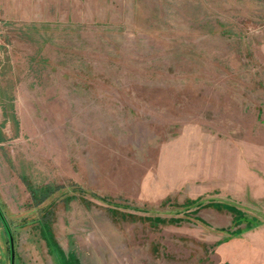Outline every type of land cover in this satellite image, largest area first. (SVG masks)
I'll use <instances>...</instances> for the list:
<instances>
[{"label": "rangeland", "instance_id": "374dc122", "mask_svg": "<svg viewBox=\"0 0 264 264\" xmlns=\"http://www.w3.org/2000/svg\"><path fill=\"white\" fill-rule=\"evenodd\" d=\"M0 205L15 264H264V0H0Z\"/></svg>", "mask_w": 264, "mask_h": 264}, {"label": "trees", "instance_id": "16d2710c", "mask_svg": "<svg viewBox=\"0 0 264 264\" xmlns=\"http://www.w3.org/2000/svg\"><path fill=\"white\" fill-rule=\"evenodd\" d=\"M54 189L53 188H49V189H43V191L41 189H36L34 188L33 186H29V193H30V196L33 198V201L36 203V205L34 206H38L39 204H41L42 202L44 203L50 196L51 192L53 191ZM224 207H226L228 210L232 211L233 213L236 212V210L230 206H227V205H224ZM40 222V225H41V231H40V234L47 240V241H52L50 238H51V235H50V232H51V228H50V225L51 223L49 222V219H48V216L47 214L45 216H43V218H41L39 220ZM252 226H255V224L251 225ZM238 234V233H237ZM53 244V242L51 243ZM57 247V246H56ZM55 248V247H54ZM58 248V247H57ZM59 249V248H58ZM60 250V249H59ZM58 250V253H60ZM61 254V253H60Z\"/></svg>", "mask_w": 264, "mask_h": 264}, {"label": "water", "instance_id": "95a60500", "mask_svg": "<svg viewBox=\"0 0 264 264\" xmlns=\"http://www.w3.org/2000/svg\"><path fill=\"white\" fill-rule=\"evenodd\" d=\"M0 221L4 225V228H5L6 232H7L6 235L9 238V243H10L9 250H10V253H11L10 263L11 264H15L14 263V259H15L14 245H15V243H14V237H12V233L13 232H12L10 224H8V222H7V218H6L5 214H4V211H2L1 207H0Z\"/></svg>", "mask_w": 264, "mask_h": 264}, {"label": "crops", "instance_id": "0c3cea01", "mask_svg": "<svg viewBox=\"0 0 264 264\" xmlns=\"http://www.w3.org/2000/svg\"><path fill=\"white\" fill-rule=\"evenodd\" d=\"M258 194H256V196H257ZM3 225V224H2ZM4 226V225H3Z\"/></svg>", "mask_w": 264, "mask_h": 264}]
</instances>
